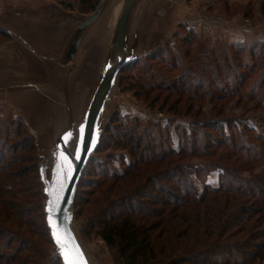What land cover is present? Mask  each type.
<instances>
[{"label":"rangeland","instance_id":"1","mask_svg":"<svg viewBox=\"0 0 264 264\" xmlns=\"http://www.w3.org/2000/svg\"><path fill=\"white\" fill-rule=\"evenodd\" d=\"M47 1L56 6L57 14L70 15L72 28L100 2L97 0L92 10H85L77 0H70L69 6L57 0L8 3L19 8ZM113 5L95 25L100 24L98 30L94 26L87 34L77 56V69L72 74L76 114L83 105L78 100L82 89L89 94L96 83L114 20ZM136 25L141 36L136 53L142 56L129 63L131 67L120 80L117 78L104 119L107 126L116 115L110 125L109 134L113 135L104 140L100 137L102 150L93 153V165L87 167L92 171L78 184L72 206L75 232L88 259L91 264H117L114 250L93 232H85L94 223L90 203L93 185L100 174L125 169L131 155L119 142L132 133L134 138H142L143 146L156 151L161 148L158 140L162 150H178L200 139L202 154L174 159L181 166L191 165L187 168L191 178L186 181L188 186L194 184L198 196L207 186L229 184L227 195H216L215 200L225 210L240 211L244 206L247 211L238 212L242 220H236L219 241L229 256L225 253L217 260L264 264V210L260 207L264 200V0H143ZM10 41V37H0V48ZM154 49L152 55L162 50L152 58L144 55ZM17 55L25 61L20 52ZM0 76L4 77L1 72ZM16 118L24 122L14 107L0 99V143L5 127ZM110 137L117 141L108 144ZM10 142L5 140L0 166L13 158L7 153ZM35 151L38 168L40 159ZM162 167L157 170L163 171ZM175 172L180 174L178 169ZM172 180L161 173L154 182L169 187ZM39 191L42 203L45 196L40 181Z\"/></svg>","mask_w":264,"mask_h":264},{"label":"trees","instance_id":"2","mask_svg":"<svg viewBox=\"0 0 264 264\" xmlns=\"http://www.w3.org/2000/svg\"><path fill=\"white\" fill-rule=\"evenodd\" d=\"M57 1L69 6L70 0ZM77 1L85 10H92L97 3V0ZM0 37L9 39L4 32H0ZM131 65L119 71V80ZM111 122L105 127L101 140L113 135L109 134ZM2 137L0 164L5 140L11 141L7 153L13 158L0 166V264H62L60 258L49 251L53 244L40 199L34 139L20 118L9 121ZM108 141L110 144L117 140L110 137ZM156 143L162 148L160 140ZM200 143V139H194L188 148L156 151L155 147L151 150L143 146L142 138H134L132 133L124 142H119L130 152L131 159L124 170L100 174V180L93 185L90 203L94 223L91 230L85 232H93L114 250L117 264H226L217 260L225 253L229 256L219 241L236 220H242L238 212L247 211L244 206L240 211L225 210L215 200L216 195H227L229 184L218 188L207 186L198 196L195 185L188 186L186 181L190 182L191 178L187 168L191 165L181 166L174 159L202 154L203 150L198 148ZM101 150L99 143L95 153ZM12 163L15 166L10 168ZM92 163L93 157L79 183L84 175H90L92 170L87 167ZM161 167L163 171H158ZM174 169L179 170L180 176ZM161 173L173 178L174 184L157 186L154 181ZM196 175L199 176L197 171ZM181 178L184 179L182 186L179 185ZM7 185L8 188H3ZM260 207L264 210V200Z\"/></svg>","mask_w":264,"mask_h":264},{"label":"water","instance_id":"3","mask_svg":"<svg viewBox=\"0 0 264 264\" xmlns=\"http://www.w3.org/2000/svg\"><path fill=\"white\" fill-rule=\"evenodd\" d=\"M113 3L114 20L98 77L89 94L82 89L78 100L83 105L76 114L72 74L77 69V56L87 34ZM142 3L100 0L74 28L70 15L57 14L50 1L0 11V32L11 38L10 44L0 48V72L4 75L0 83L5 81L0 84V99L19 112L35 138L38 176L45 196L42 207L53 244L49 251L62 264H69V259L91 264L75 232L72 206L82 173L106 127L105 110L118 73L142 56L136 53L141 37L136 24ZM98 27L100 24L94 30ZM16 50L25 61L18 58ZM46 76L49 79H44ZM53 223L68 241L64 249L53 235Z\"/></svg>","mask_w":264,"mask_h":264},{"label":"snow or ice","instance_id":"4","mask_svg":"<svg viewBox=\"0 0 264 264\" xmlns=\"http://www.w3.org/2000/svg\"><path fill=\"white\" fill-rule=\"evenodd\" d=\"M50 222H51V218H50ZM53 228L56 229L53 233V235L56 237V241L57 243L61 246L62 249L66 248V245L68 243V241H66L60 234L59 229L57 227V225L55 223H53ZM79 255V253H78ZM65 258L68 259V254L65 253ZM69 264H84V262L81 261H74L69 259Z\"/></svg>","mask_w":264,"mask_h":264},{"label":"crops","instance_id":"5","mask_svg":"<svg viewBox=\"0 0 264 264\" xmlns=\"http://www.w3.org/2000/svg\"><path fill=\"white\" fill-rule=\"evenodd\" d=\"M11 6H9L8 0H0V11L3 10L4 8H8V7H16V4L10 3Z\"/></svg>","mask_w":264,"mask_h":264}]
</instances>
